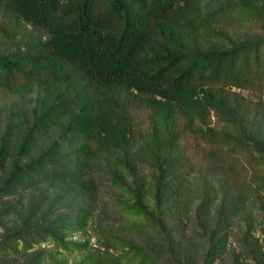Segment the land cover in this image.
Instances as JSON below:
<instances>
[{
	"label": "rangeland",
	"instance_id": "374dc122",
	"mask_svg": "<svg viewBox=\"0 0 264 264\" xmlns=\"http://www.w3.org/2000/svg\"><path fill=\"white\" fill-rule=\"evenodd\" d=\"M223 5L225 16L185 37L190 48L221 50L264 39V0H204L202 9ZM212 93L228 111L223 124L246 142L234 157L223 152L185 162L173 180L171 172L161 173L151 137L187 126L176 114L113 157L101 151L92 172L75 168L97 183L75 195L70 133L39 123L50 106L75 93L63 85L1 86L0 237H21L3 254L6 264H94L87 249L57 248L50 233L122 264H264V92L227 87ZM66 106L71 119L75 109Z\"/></svg>",
	"mask_w": 264,
	"mask_h": 264
},
{
	"label": "trees",
	"instance_id": "16d2710c",
	"mask_svg": "<svg viewBox=\"0 0 264 264\" xmlns=\"http://www.w3.org/2000/svg\"><path fill=\"white\" fill-rule=\"evenodd\" d=\"M203 2L0 0V87L63 85L75 93L39 119L43 129L61 125L70 133L71 193L90 192L97 184L75 168L92 172L101 151L113 157L114 150L138 143L176 114L187 126L151 137L157 166L171 172V180L185 162L199 164L223 152L234 157L246 144L223 124L228 111L212 92L227 87L264 92V39L221 50L190 48L185 37L225 16L227 5L203 11ZM13 47L18 50L3 51ZM66 104L75 109L71 119ZM50 236L68 252L87 249L94 264H122L120 257ZM20 239L0 237V262L7 263L3 254Z\"/></svg>",
	"mask_w": 264,
	"mask_h": 264
}]
</instances>
